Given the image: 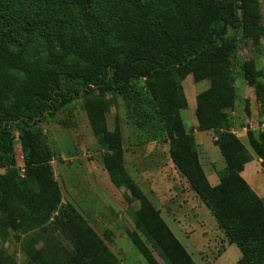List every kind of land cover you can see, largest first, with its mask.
<instances>
[{"label": "trees", "instance_id": "obj_1", "mask_svg": "<svg viewBox=\"0 0 264 264\" xmlns=\"http://www.w3.org/2000/svg\"><path fill=\"white\" fill-rule=\"evenodd\" d=\"M70 4L79 17V32L67 37L58 32V50L44 41L47 64L42 65L26 56L28 35L19 47L11 46L13 34L26 27L18 9L10 10V0H0V168L5 169L0 172V211L10 216L6 224L25 232L41 227L56 211L54 222L68 242L49 237L42 249L29 251L32 241L23 246L25 263L122 264L70 203H60L50 163L53 153L40 139L38 123L84 95L91 129L106 150L102 159L110 181L129 192L124 194L127 202H138L132 214L135 229L128 232L133 246L148 264H160L153 251L164 264H197L124 167L118 129L110 133L103 121L106 102L90 96L112 91L142 99L141 116L165 134L175 167L216 219L227 243L239 248L235 264H264V198L240 174L252 156L230 131L229 111L235 100L232 54L237 34L256 44L263 34L257 8L250 0H119L118 10L105 17L111 0ZM69 57L76 59L74 66L68 67ZM246 62L244 76L264 104V84L256 81L260 71H253L252 60ZM188 73L209 83L196 95L194 112L199 130L214 131V144L225 162L214 186L180 117L187 100L177 77ZM137 80L145 82L141 93ZM247 137L264 171V131H249ZM16 143L24 166L21 178Z\"/></svg>", "mask_w": 264, "mask_h": 264}, {"label": "rangeland", "instance_id": "obj_2", "mask_svg": "<svg viewBox=\"0 0 264 264\" xmlns=\"http://www.w3.org/2000/svg\"><path fill=\"white\" fill-rule=\"evenodd\" d=\"M250 2L255 9L257 8L259 23L264 29V0ZM118 4L119 0H111V5L105 10L104 16L111 17L118 10ZM13 7L18 9L20 24L26 29L18 28L12 36L11 46L19 47L28 35L31 45L27 48L26 56L30 59H39L42 65L47 64L44 41H48L55 50H58L55 42V35L58 32L66 37L79 32V17L70 0H10V10ZM26 22L31 26L26 25ZM248 60L253 61L254 72L260 71L256 81L264 84V30L257 44L250 38H242L240 32L237 34V48L232 54L235 100L229 110L230 131L236 136L239 131H243L245 136L249 131L255 134L264 131V104L256 97L254 85L249 84L244 76V66ZM75 63L74 57L68 58V67L74 66ZM177 80L186 100L187 95L195 90V84L199 92L207 86L205 80L197 83L192 73L177 77ZM134 83L138 93L144 91L143 80ZM132 94L123 97L112 91L100 93L94 91L90 95L93 99L106 102L103 121L110 133H115L117 131L115 129H118L125 169L146 198L160 211L161 217L169 223L171 231L179 237L182 242L179 241L186 246L183 245L197 264H235L240 258V250L235 244L221 256V244L217 238L209 244L200 237L202 225L193 222L198 217L202 219L209 232L215 227L222 233L223 231L203 201L191 189L186 177L172 162L165 134L157 131L154 121L141 116L144 102L142 99H135ZM197 94L194 97L195 106ZM85 99L84 95L73 99L52 117L38 123L40 139L53 153L50 163L59 185L60 203H70L122 264H148L128 236V232L135 229L132 214L138 202L126 201L124 194L129 192L125 188H118L119 193L107 195H101L96 189L93 191L90 188L86 189L81 177V171L85 170L88 163L90 167L96 164L98 169H105L102 156L106 152L100 146L98 136L91 129ZM137 102L138 106L135 104ZM180 117L183 118L186 128H189L190 121L185 114L181 116L180 113ZM237 137L240 140L239 136ZM215 155L218 158L217 164L222 163L217 150H214L213 156ZM15 158L16 167L19 169L18 177H24L19 143L15 144ZM4 170L0 168V172ZM92 171L95 173L96 169ZM184 206L186 208L181 211L174 209ZM10 210L14 216L17 212L14 203ZM56 213L53 212L38 229L25 232L6 224L10 216L0 211V264H26L25 258L28 254L23 246L32 241L34 248L29 251L42 249V245L49 237H55L64 245H68L67 239L54 222L53 217ZM187 241L199 247V252L196 253ZM153 255L160 264H164L156 252L153 251Z\"/></svg>", "mask_w": 264, "mask_h": 264}, {"label": "crops", "instance_id": "obj_3", "mask_svg": "<svg viewBox=\"0 0 264 264\" xmlns=\"http://www.w3.org/2000/svg\"><path fill=\"white\" fill-rule=\"evenodd\" d=\"M202 81H204V80H202ZM208 85H209V83L207 81L206 88L208 87ZM194 88H195V90L193 89V92L189 93L187 95V108L182 109L180 111V113H181V116L183 114H185V117H187L188 120L190 121V127L186 128L185 124H184V127L187 131H189V130L191 131V134H192L194 141H195V146H196V149L198 152L200 164L203 168V171L207 177L209 184L214 186L219 182V177H218L217 172L225 166V162H224L221 154H220V158L222 159V163L220 162V164H217L218 158L216 157V155L213 156L214 150H217L219 152L218 147L214 144V139L216 138L214 131L213 130H199L197 128V120H196L195 116H193V114L195 111L194 97H195V94H197L199 91L196 89V84L194 85ZM206 88H204V89H206ZM182 120H183V118H182ZM237 136H239L241 142L246 146V148H248V150L252 156L251 160H249L248 162H246L244 164L243 169L240 172V174L245 179V181L249 184V186L253 189V191L259 197L264 198V171L262 170L261 163H260L261 158H259L253 152V150L250 148V146L248 144L247 136L244 135L243 131L237 132ZM93 169H96L95 173H93V171H92ZM81 175H82L81 177H83V182L85 183L86 189L90 188V190H92V191H93V189H96V191L98 193H100L101 195L102 194L107 195V194H111V193L114 194L115 192L119 193V189L115 185H113V183L110 181L109 175L106 172V170L105 169H98V166H96V164L94 165V167H90V165L88 163L85 170L81 171ZM116 190H118V191H116ZM199 206H201V205H199ZM184 208H186V207L184 206V207H180L179 209H176V208H174V209L176 211H179V210L181 211ZM171 209H172V206H171ZM164 220H165V218H164ZM165 222L168 224V226H170L166 220H165ZM193 222L202 225L200 237L203 240H207V242L209 244L212 241H215L216 238L220 241L221 256H224L225 253L227 252V250L232 245V244L227 243L225 236H224V233L219 231L216 227L209 232V230L207 229L206 225L203 223V221L200 217H198ZM174 234H175V232H174ZM175 236L179 239V237L176 234H175ZM194 237H195V235L192 236V238H194ZM189 238H191V237H189ZM187 242L191 245L192 249H195L196 253L199 252V249H198L199 247L193 245V243L190 241H187ZM209 246L211 247V245H209ZM207 249H209V247H207ZM240 256H241V252H240Z\"/></svg>", "mask_w": 264, "mask_h": 264}, {"label": "built area", "instance_id": "obj_4", "mask_svg": "<svg viewBox=\"0 0 264 264\" xmlns=\"http://www.w3.org/2000/svg\"><path fill=\"white\" fill-rule=\"evenodd\" d=\"M263 126H264V124H263ZM22 170H23V168H22Z\"/></svg>", "mask_w": 264, "mask_h": 264}]
</instances>
